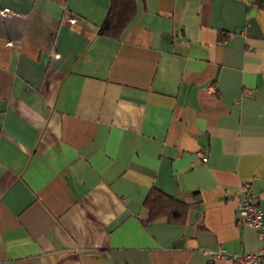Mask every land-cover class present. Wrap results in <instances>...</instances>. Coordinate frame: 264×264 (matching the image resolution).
<instances>
[{
    "label": "crops",
    "instance_id": "0c3cea01",
    "mask_svg": "<svg viewBox=\"0 0 264 264\" xmlns=\"http://www.w3.org/2000/svg\"><path fill=\"white\" fill-rule=\"evenodd\" d=\"M134 3L113 36L110 0H0V264L260 247L236 206L247 180L264 209V0ZM152 189L182 221L148 219Z\"/></svg>",
    "mask_w": 264,
    "mask_h": 264
},
{
    "label": "trees",
    "instance_id": "16d2710c",
    "mask_svg": "<svg viewBox=\"0 0 264 264\" xmlns=\"http://www.w3.org/2000/svg\"><path fill=\"white\" fill-rule=\"evenodd\" d=\"M135 0H110L109 9L102 22L99 32L102 34L119 35L129 23ZM148 209V219L154 220L167 217L169 220L182 221L186 216L187 205L158 189H152L144 201Z\"/></svg>",
    "mask_w": 264,
    "mask_h": 264
},
{
    "label": "built area",
    "instance_id": "2783aa9c",
    "mask_svg": "<svg viewBox=\"0 0 264 264\" xmlns=\"http://www.w3.org/2000/svg\"><path fill=\"white\" fill-rule=\"evenodd\" d=\"M209 90L213 91V88L210 86ZM198 154L203 161L207 159L201 152ZM236 209L238 219L256 230L260 247L254 252L239 253H228L221 246L213 250L205 249L202 252L208 256L207 264H216L218 259H229L231 264H264V209L257 204V196L250 181L241 183Z\"/></svg>",
    "mask_w": 264,
    "mask_h": 264
}]
</instances>
